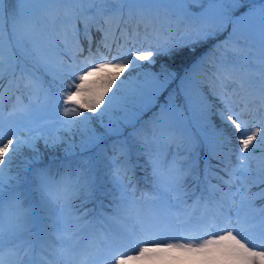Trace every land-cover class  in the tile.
Returning <instances> with one entry per match:
<instances>
[{
    "label": "snow or ice",
    "instance_id": "obj_1",
    "mask_svg": "<svg viewBox=\"0 0 264 264\" xmlns=\"http://www.w3.org/2000/svg\"><path fill=\"white\" fill-rule=\"evenodd\" d=\"M7 3L8 0H0V29L6 15L24 16L29 11L28 6H66L68 15L64 23L68 26L67 34L72 39L65 41L63 50H58L57 54L61 59L57 65L53 66L39 57L35 64L43 69L44 74L52 76L51 85L61 86L55 96L57 104L62 101L61 115L65 119L61 123L67 126L69 132L80 124H84L85 129L79 145L75 140L66 142L60 136L49 140L34 133L28 139H21L19 133L5 128L3 92L0 91V264H5V246L8 247L9 264L20 256L21 246L14 242L30 234L38 213L54 211L56 202L60 204V215L72 217L77 224L84 222L83 229L99 224L104 231L106 225H116L108 228V234L92 241L86 248L81 249L78 244L69 246L68 251L74 253L73 261L83 255L85 264H141L158 260L168 253L179 252L210 256L218 264H264V208L252 210V200L240 189L232 190L237 174L243 177L242 184L248 178L249 155L257 149L264 152V0H14L17 6L11 10L7 8ZM83 3H89L91 9L109 18L122 15L125 10L129 16H145L163 6L176 15L177 26L182 24L186 30L176 35V30L170 25L167 33L149 36L145 26L144 39H154L156 42L154 45L149 44L147 48L138 49L135 42L140 39L139 25L131 32L127 29L121 31L123 44H116L114 30L98 26L97 31L102 33V37L94 44L89 25L85 23L84 32L88 37V46L85 48L79 40L80 29L76 26V20L90 9L77 10L73 7ZM189 3L207 4L208 7L197 14L186 7ZM97 24L99 25L98 21ZM229 25L232 26V32L225 43L231 41L249 49L251 58L258 63L250 65L236 61L224 62L217 69L216 79L223 87H227L224 81L229 80L237 69L254 68L259 72L260 86L254 87V80H233L232 83L238 84L243 93L240 101L234 100L237 94L235 90L233 96L218 95L213 91L212 95L219 100L218 106L210 101L198 77L197 70L208 59V54L201 56L180 80L179 94L183 96L184 104H177L175 94H169L166 103L160 105V112L157 114L160 128L158 132L153 130L152 142H159L163 138L167 144L186 141L194 146L205 145L208 149L205 156L207 172L210 160L219 159L212 153L223 152L233 143L229 130H234L238 134L235 149L239 171H229L227 180L223 177L219 179L229 185L231 196L240 193V203L235 211L224 196L215 200L216 185L212 186L211 196L214 207H209L205 202L203 211L197 215L195 209L201 207V197H197L193 211H186L184 206H187L188 198L195 195L194 191L189 193L186 189L189 170L182 165L166 166L165 161L153 159L150 161L153 195L144 198L146 202L151 200L152 207L146 212L137 210L134 223L131 216L125 213L130 206L138 203L128 199L129 195L134 196L135 193H128V185L118 181L115 176L113 182L120 190V195L118 199L113 198L111 216L101 214L90 220L91 213L88 210L75 215L78 211L75 201L79 199L84 181L94 182L95 171H102L112 163L118 164L122 159V156L110 159L106 149L100 147L105 136L117 138L122 154L135 149V137L131 141L119 139L123 136V128H135L143 111L155 107L162 93L177 78L175 72L163 65L160 73L142 69L154 65L157 56L175 58L182 53L195 55L200 46L226 31ZM240 41L244 43L240 45ZM114 44L120 49L128 45L131 47L113 55ZM244 59L248 61L249 55L246 54ZM2 69L3 61L0 59V88ZM129 69L132 70L129 76L121 79ZM133 72L136 76L129 79ZM51 85L45 88L43 76L30 72L25 86L35 96V100L18 112L9 113V119L14 120L19 127H26L34 123L37 116L50 114L54 107ZM234 104L239 107V111L233 109ZM117 108L124 115L105 123L104 116ZM85 113L93 115L87 116ZM249 116L256 121L251 126L245 118ZM213 117L219 118V125L214 122ZM93 119H99L100 126L105 129L103 134L91 127ZM153 119L155 121L156 117ZM41 139L44 140V149L49 151H55L66 144L63 147L66 157L75 156L77 147L81 152L94 148L99 151L92 160L68 159L61 166L63 171L54 173L52 164L43 163ZM25 149L30 155L22 165L18 164L13 168ZM192 154L195 155L198 166L199 151L196 147ZM221 170L225 171L226 166ZM257 175L259 183L264 184V168ZM36 194L39 195L38 201L35 199ZM259 198L264 199V192L259 194ZM177 230L187 233L202 232L207 238L169 235ZM79 231L71 234L68 239L79 235ZM126 242L132 244L129 252L114 250ZM19 264H23V259H20Z\"/></svg>",
    "mask_w": 264,
    "mask_h": 264
},
{
    "label": "trees",
    "instance_id": "obj_2",
    "mask_svg": "<svg viewBox=\"0 0 264 264\" xmlns=\"http://www.w3.org/2000/svg\"><path fill=\"white\" fill-rule=\"evenodd\" d=\"M8 9H13V0H8ZM62 6V5H61ZM66 7V6H64ZM75 9L79 10L81 8L83 9H90V12L92 14H87V12L80 16L78 20H76V26L80 29L79 34V40L83 44L85 48L88 46V37L84 32L85 23L89 25V31L92 36L93 42L98 43L101 40L102 33L97 31L98 26H103L104 28L109 29L110 31H115V40L116 44H123L124 41L121 38V31L124 29H127L129 32L133 28H135L137 25L140 27V39H138L135 42V47L138 49L147 48L149 44L154 45L155 40L154 39H148L145 40V32L144 28L147 26L148 34L149 36H154L157 33L164 34L169 31V27L171 25L172 28H174L175 34L178 35L179 33L185 31L184 25L177 26L176 24V15L169 11L168 9L164 8L163 6L158 7L157 9L153 10L149 15L145 16H139V15H133L129 16L127 10L123 12L122 15H116L114 17L109 18L108 16H102L98 12L95 11V9H91V6L89 3H83V4H76L73 6ZM99 7V5H98ZM186 7L192 11L193 13H196L197 10L203 11V9L207 8V4H196V3H189L186 5ZM56 13L57 17H66L68 15V12L66 9L59 8V10ZM239 15V13H237ZM97 21L99 22V25L97 24ZM107 21V23H105ZM5 25V24H4ZM31 25L29 23H25L23 32L25 33V37L28 35V33L31 32ZM232 32V26L229 25L226 31L222 32L218 36H216L214 39L209 40L204 45L200 46L196 52L195 55H190L188 53H182L181 55L175 57V58H168L167 56H157L155 58V64L151 65L150 67H146L142 69V71H151L154 73H160L161 72V64L164 62H167V65H163L167 67L170 71H173L177 74V78L173 81L172 84L169 85L168 89L162 93V95L159 97L158 103L155 107L143 111L142 115L139 116L138 122L136 123V127H124L123 128V136H121L119 139L124 140L128 139L131 141L133 137H135V144L136 148L131 150L127 154H122L120 152L118 140L116 137L113 136H105L103 139L100 147L103 149H106L107 155L109 158L116 159L117 156H122V159L120 163H115L114 165H109L107 168H104L102 171H95V181H84V187L83 190L79 194L80 196L86 197V190L95 192L97 197L95 196L91 200H84L82 202L77 199L75 201V204L77 205V213L88 210L91 214L95 211V202L101 201V204L104 206V204L110 202V199H113V192H105L107 190V186H109V182L106 180L107 177L113 173H119L125 181H129V189L132 190V192L137 191V193H143L145 191H148L147 188H149L150 185V178H149V172H150V166L147 161H151L154 159V155H157L156 152L153 151V131L150 132V130H159L160 125L151 124L150 122L155 117V115L160 111V105H163L167 101V97L169 94H175V98L180 101L178 102L179 105L184 104L183 96L179 94V84L180 80L183 77L184 73L191 69L192 65L199 60V58L205 54H208V59L202 64L201 67L197 70L198 77L203 83V87L205 92L209 95L210 101L217 104L219 106V100L214 98L210 93L215 91L218 95L220 94H226L228 96H233V91H236V95L234 96V100L239 102L241 99V95L243 93L239 89V85L236 83H232L233 80L240 81V80H254L256 81L254 87L260 86V77L259 72H257L254 68H249L247 70L240 68L237 69V71L233 72L231 75V78L229 80H225L224 83H226L228 86L223 87L221 82L216 79L217 69L220 67L221 64L224 62H238L240 64L248 63L250 65H255L258 63V61L252 59V53L249 49L243 48L238 46L234 42H227L228 35ZM2 39L8 42L9 36L6 35L5 31L3 30ZM65 39L70 41L72 38L70 34L65 35ZM111 39V37H110ZM65 40V41H66ZM35 41V40H32ZM58 44H62L59 40H56ZM10 45L13 47L14 43L11 42V39H9ZM65 43V42H64ZM244 41H240V45H242ZM217 45H220V47H216ZM127 47H131V45L126 46L123 49L117 48L114 44L112 54L117 55L121 51H126ZM14 48V47H13ZM64 48H57V50H63ZM11 51L16 58L17 61H15L12 64L3 63V65H7L8 71L4 70L2 72L3 79H2V88H0V91L3 92V102L6 100H11L19 95H27L30 91L25 85L28 83V76L30 72L32 71L31 67H28L27 64L22 62L20 58H17V54L15 51L11 48ZM7 52H2V58H7L6 54ZM249 55V60L245 61L244 57L245 55ZM179 57V58H178ZM1 58V57H0ZM64 59L67 58V56L63 57ZM170 59L169 61H167ZM19 60V61H18ZM3 61V60H2ZM18 62V63H16ZM137 63H140L137 61ZM147 64V62H144ZM160 64V65H159ZM132 70H127L121 77V79H124L125 77L129 76V73ZM136 76V73H132V76L129 77V79H132ZM233 109L235 111H239V107L236 106V104L233 105ZM87 116H92V113H85ZM124 115L123 112H121L118 108L112 111L109 114H106L104 116V121L107 123L109 119H118L121 118ZM131 115V113H129ZM249 120L250 126L254 124L256 121L252 119V117H245ZM214 122L219 125L220 120L218 117H213ZM91 127H94L97 133L103 134L105 132V129L100 126L99 119H93L91 122ZM85 125L80 124L73 128L72 132L68 134L65 132L63 127H59L56 129V135H59L60 137L64 138L66 142H71L75 140L76 144L79 145L81 136L84 134ZM231 130V129H230ZM152 133V136H151ZM230 133V139L232 140V144L228 146V149H225L220 157H223V162L219 161L217 158H212L210 160L209 170L207 172V176H205V159L202 158L201 154H205L208 152V149L205 145L199 144L197 146H193L197 148L199 151V157L200 162L199 165H190L191 167H186L184 165V162H189L188 158L190 156L189 153L186 154L187 158H184L181 156V154H177L174 162H172V165H182L185 167V169L189 170L190 174L188 175L186 179V189L189 193H192L193 191L197 190L196 185L192 186L194 183H196V180H202L204 177L209 176V180H215L217 175H221L222 173L225 176H228V170L231 171L233 168V164L236 162V158L238 156L235 145L238 143V134H235L234 130H231ZM165 145L170 146L171 150L177 151L178 149H185L190 147L187 145L188 143L186 141H177L176 143L167 144L163 141V138L159 141ZM113 145H116L114 148ZM179 145V147L177 146ZM63 147H66V144L62 146L61 148H57L55 151H49L48 150V156H43V163L45 165L52 164L53 165V172H62L63 168L61 167L62 164H64L68 159H72L75 161H84V160H92L95 156L97 151L99 149H90L87 151L81 152L79 147L76 148V155L73 157H66L65 152L63 150ZM41 150V148H40ZM45 151V150H43ZM191 151V148L189 149ZM225 154L227 155L225 157ZM30 153L27 149H25L24 153L21 155L20 159L14 163L13 168H16L18 164L22 165L23 161L28 158ZM217 155H214L216 157ZM261 156H264V152H262L260 149H257L255 153L250 154L248 157V167L249 169H254V167L260 166L261 168H264V159H261ZM226 170L222 171V168H225ZM75 168V166H74ZM220 170H219V169ZM256 168V167H255ZM260 168V169H261ZM258 169V171L260 170ZM257 171V173H258ZM258 176V175H257ZM259 178V177H258ZM206 180V178H205ZM207 181V180H206ZM208 182V181H207ZM209 183V182H208ZM107 185V186H106ZM257 188L253 187H246L245 193L249 194V192H255ZM84 192V193H83ZM264 192V190L262 191ZM136 193V192H135ZM113 196V197H112ZM79 201V202H78ZM258 206L264 207V199L259 198L257 201ZM80 205H83L81 208ZM105 209V208H104ZM93 217V216H92Z\"/></svg>",
    "mask_w": 264,
    "mask_h": 264
},
{
    "label": "rangeland",
    "instance_id": "obj_3",
    "mask_svg": "<svg viewBox=\"0 0 264 264\" xmlns=\"http://www.w3.org/2000/svg\"><path fill=\"white\" fill-rule=\"evenodd\" d=\"M8 3H7V5H8ZM78 5H80V4H78ZM16 6L17 5L14 3V0H13V7L15 8ZM64 6L65 5L61 6L60 4H39V5H35V6H28L29 11L24 16L6 15L5 19H4L3 27H2V29H0V34H2V32L4 30L6 35L9 36L8 42L3 40V39H2V41H0V43H2V49H0V51L7 52V53H5L7 58H2V57L0 58L3 60V63L12 64L15 61H17L16 58L14 57L12 51H11V48H12L15 51V53L17 54V58H20L22 60V62H24L25 64L28 65V67H31L33 72H37L38 75L43 76L45 88L50 87L51 81H52V76L44 74L43 69L39 68V66H37L35 64V60L37 57H39L40 59L48 61L53 66H55L59 63L61 57L57 54V52H58L57 48H63V46H65V43H64L66 40L65 35L67 33V27L68 26L64 23L65 17H61V16L57 17L56 13H58L57 11L59 10L60 7L63 9H66V7H64ZM207 7H208V5H207ZM192 11H194V10H192ZM200 12H201L200 10L196 11L197 14ZM87 14L91 15L92 12H90V10H89V11H87ZM26 22L31 25L30 26L31 32L28 33V35L25 37V33L23 32V30H24V25ZM57 26H58V30H55L54 28H56ZM9 39H11V42L14 43V46H13L14 48L10 45ZM32 40H35V41H32ZM56 40H59L60 42H62V44L61 45L58 44L56 42ZM169 60L170 59H168L167 61H169ZM16 63H18V62H16ZM167 64H168L167 62H165V63L163 62L161 65L160 64L159 65L162 66V65H167ZM4 70L8 71L7 65H3L2 72ZM60 87L61 86L59 84L51 85L50 91H51V95L53 97L52 104L54 107H53L50 114L37 116L35 118V122L27 125L26 127L17 126L16 123L14 122V120L9 119V116H8L7 119H4L5 128L11 129V131H17V133H19L20 136H26V137H23V139H28L29 136L34 133L37 136H42V137H46L49 140H53L57 136H59V135H56V129L59 127L60 128L64 127V126H65V129H64L65 132L70 134L72 132L73 128H72L71 132H69L68 128H66V125L61 123V121L65 119L61 115L62 111H63L62 106H61L62 101H60L59 104H57V102L55 100V96L58 95L57 89ZM179 87H180V84H179ZM179 101H180V99L178 100L177 98H175V102L177 104ZM157 114L155 115L156 120L154 121V119H152V121L150 122L151 124L160 125L159 117H157ZM43 119H47V120H43ZM151 131H153V130L151 129L150 132ZM156 131L158 132L159 130H156ZM229 132H231V130H229ZM41 133H43V134H41ZM151 136H152V133H151ZM152 138H153V136H152ZM43 144H44V140L41 139V141H40L41 152L43 153V156H48V154H49L48 150L44 149ZM187 145L190 146V147H188L189 149L191 148V153H190L191 157L190 158L192 160L191 159L189 160L191 163V162H193L194 156H195L194 154H192L194 145L189 144V143ZM153 146H154L153 147L154 152H156V150H159L158 154L156 156L154 155V159L163 160V161H165L166 166H170V160L173 157H175L174 154L172 155L170 146L165 145L161 142H153ZM43 150H45V151H43ZM168 151H170L171 155H172L170 158H168ZM226 156L227 155L225 154V157ZM203 157H205V156H203ZM236 167H239V165L236 164ZM255 167H254V169L248 170V173H247L248 178L246 180V183L244 182L242 184L243 185L242 188L246 187V185H247L248 187L257 188V190L263 191L264 190V184H260L259 180L257 179L258 178L257 171L261 167L257 166V165ZM238 171H239V169L237 168V172ZM150 176H152V173ZM115 177L118 181L122 182L119 177H117V176H115ZM237 177H235V183L234 184L240 186V179H238ZM106 180L109 182L108 191H113L115 193V198L118 199L119 195H120V190L118 189L117 185L113 182V177L109 176V178ZM151 181H152V177H151ZM232 190L236 191L237 189L234 186H232ZM239 194L240 193H238L236 195H239ZM248 195H250V196H247V197L251 200H252V196H254V195H257V197H258L257 192H250V194H248ZM91 196H93V195L92 194L88 195V197H90V198H91ZM129 197H130V195H129ZM129 197H128V199H129ZM35 199L37 201L39 200L38 194H36ZM84 200H85V197L79 198L80 202H82ZM96 205H97V209L95 208V211L93 212L94 217L98 218L101 214L103 216H111L112 215V206H113L112 202H111V205L104 207L105 210L100 209L101 208L100 204L97 203ZM151 207L152 206H150V205H146V206L142 207L140 209V211L141 212L149 211L151 209ZM59 208H60V204H59V202H56L54 211H52V212L40 211L38 213L36 220H35L39 224H41V227H40L41 234L40 235H44L45 237H48L50 240L53 239L52 243H53V245H56V246H60L61 244H63V241L58 240V238L54 234V231L62 228L63 224H65V222L69 218V217L61 216L59 213ZM7 215H8V212H7V208H6L5 209V216L7 217ZM35 221H34V223H35ZM95 225H96V228L94 231H92L94 225H90L87 228V233L91 234V237L93 240L101 239L104 235L108 234V232H107L108 228L116 227V225L109 224V225H106L105 230L102 231L101 226L99 224H95ZM33 226H34V224H33ZM197 234H196V232H192V233L185 232V234H183L182 232H180L178 230L169 233V235H175V236H186V235L197 236ZM199 236L201 238H207V236L204 235L202 232H199ZM72 239H75V237H72ZM91 240H88L87 243H91L92 242ZM72 243L79 245L80 243H82V241H80V240L73 241L72 240ZM55 249L57 251V247H55ZM55 249L53 250L52 254H53L54 258H57L58 252H56ZM131 249H132V244L126 242L123 246L117 247L114 250L115 251L129 252ZM26 256H28V253ZM58 256L63 257V256H65V254L63 255L62 253H60V254H58ZM83 264H85V263H83ZM141 264H218V262L214 258H212L210 256H205L203 254L173 252V253L165 254L163 257H161L158 260L151 261V262H141Z\"/></svg>",
    "mask_w": 264,
    "mask_h": 264
}]
</instances>
